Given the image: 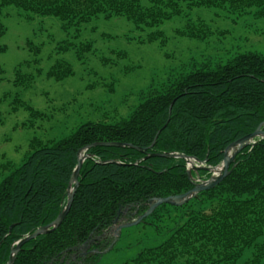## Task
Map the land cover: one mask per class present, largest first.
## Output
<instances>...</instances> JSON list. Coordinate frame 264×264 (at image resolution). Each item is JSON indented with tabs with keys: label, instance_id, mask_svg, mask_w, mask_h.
<instances>
[{
	"label": "trees",
	"instance_id": "16d2710c",
	"mask_svg": "<svg viewBox=\"0 0 264 264\" xmlns=\"http://www.w3.org/2000/svg\"><path fill=\"white\" fill-rule=\"evenodd\" d=\"M183 1L189 8L220 7L226 16L235 18L250 13L264 17V0H1L0 5L58 17L65 31H78L101 15L125 16L143 30L185 13ZM5 33L6 25L0 19V41ZM177 33L205 39L213 34V29L203 18H188ZM157 39L162 45L167 43L163 31H151L148 40ZM27 43L36 53L41 51L39 44L31 40ZM71 47L82 59L92 50L93 43L75 46L64 41L58 51ZM5 49L0 44V50ZM24 65L25 62L16 68L14 83L25 87L34 81L35 74L23 71ZM192 65L195 69L177 80L145 89L139 104L120 122H87L69 136L55 140L34 137L21 164H5V168H12L0 182V264H7L17 240L34 232L40 224L54 220L63 209L81 147L98 141L130 142L148 148V152L194 155L214 166L223 160L231 142L253 132L264 120V53L242 52L215 68L209 63ZM73 73L72 65L65 60L56 61L45 72L37 70V74L56 81ZM13 104L14 111L23 107L29 112L31 120L24 126L47 116L19 96ZM3 122L0 112V123ZM158 130L161 131L156 143L150 147ZM257 140L254 146L247 145L237 154L230 165L233 169L217 185L200 191L182 205L163 203L157 207L151 214L157 221L175 214L176 224L163 241L143 247L122 264H264V138ZM87 152L94 158L85 159L81 167L80 183L65 221L51 233L25 242L13 264H41L46 250L48 255L54 252L53 244H42L52 241L63 227L67 233L72 221L78 225V233H86V228L110 223L120 203L180 194L193 187L183 158L145 159L147 152L129 146L97 145ZM109 159L121 163H102ZM198 174L206 178L211 175L203 169ZM166 205L171 210L157 215ZM11 224L14 226L9 233ZM248 249L251 255L239 263Z\"/></svg>",
	"mask_w": 264,
	"mask_h": 264
},
{
	"label": "rangeland",
	"instance_id": "374dc122",
	"mask_svg": "<svg viewBox=\"0 0 264 264\" xmlns=\"http://www.w3.org/2000/svg\"><path fill=\"white\" fill-rule=\"evenodd\" d=\"M186 4L182 2L185 13L174 15L153 28H137L125 16L101 15L83 24L78 31H65L58 17L28 13L14 5H0V19L6 25L0 41L6 46L0 50V112L4 118L0 123V182L12 168H5V164H21L34 137L49 141L69 136L87 122L118 123L139 104L145 89L177 80L195 69L192 62L197 67L209 63L215 68L242 52L264 53V17L250 13L235 18L226 16L220 7L189 8ZM199 17L213 29L209 37L198 39L177 33L188 18ZM158 30L167 38L165 45L160 39L148 40L149 33ZM28 40L39 44L41 51L31 50ZM64 41L75 46L91 41L93 48L79 59L75 47L58 51ZM104 59L108 62L104 63ZM58 60L69 62L74 73L62 81L37 74L39 68L45 72ZM24 62L23 71L35 74L34 81L25 87L14 83L16 68ZM16 96L45 111L47 116L24 126L31 118L23 107L13 110ZM171 208L166 205L157 215ZM161 218L159 222L150 215L124 228L116 246L95 264H122L134 258L143 247L163 241L178 218L175 214ZM261 240L264 241V236ZM249 255L250 249L239 263Z\"/></svg>",
	"mask_w": 264,
	"mask_h": 264
},
{
	"label": "water",
	"instance_id": "95a60500",
	"mask_svg": "<svg viewBox=\"0 0 264 264\" xmlns=\"http://www.w3.org/2000/svg\"><path fill=\"white\" fill-rule=\"evenodd\" d=\"M176 99V98H175ZM175 99L171 102L169 111L171 112L173 104ZM167 124V123H166ZM165 124V125H166ZM264 120L258 125V127L253 131L248 134H245L244 136L236 139L235 141L231 142L224 151V158L223 160L218 164V165H201L203 163H206V160H200L198 157L194 155H187L185 153H180L176 151H164V152H148V148L140 147L137 145H134L133 143L130 142H117V141H98L94 142L88 145H85L81 147L78 150V161L76 166L74 167V170L72 172L71 178L69 180V184L67 187V194H68V200L67 204L64 208V210L58 214V216L51 221L48 225L40 226L38 227L34 232L30 234H26L24 237L20 238L17 240L12 248H11V253L9 255V259L7 264H13L16 255L21 249L22 245L27 242L28 240L37 237L40 234L47 233L55 229L65 218L66 214L71 208L72 201L74 198V195L76 193V190L79 186V175H80V170L81 167L87 158H94V155L91 153H88L87 150L92 147V146H97V145H108V146H129V147H134L137 148L138 150L147 152L145 155V159L148 157H153V156H163V157H176V158H183L186 160V162L189 165L188 168V175L190 178H193V180L196 178L194 177L192 171H196L198 175V170L203 169L211 172V175L209 178L194 182V186L189 189L186 192L180 193V194H175V195H169L165 197H152L149 199L148 202V208L143 212L139 217L136 219L126 222L118 227V233L121 235V230L126 227H130L133 225L138 224L139 222L145 220L146 217H148L150 214L154 212V210L161 204L163 203H168L171 205H182L185 202H187L190 198L198 194L202 190H206L209 188L214 187L217 185L224 177H226L233 168H230L231 163L234 162L236 159L237 154L247 145L254 146L257 143L258 138H264ZM161 130H158L153 142L151 143L150 147H153L156 143L157 137L159 135ZM107 162H117L121 163L117 159H109V160H103L102 163H107ZM200 163V164H196ZM139 162H135V164H138ZM234 167V166H233ZM197 179V178H196ZM14 224L10 225L9 228V233L12 231ZM2 241H0V246H1Z\"/></svg>",
	"mask_w": 264,
	"mask_h": 264
},
{
	"label": "flooded vegetation",
	"instance_id": "af4514ba",
	"mask_svg": "<svg viewBox=\"0 0 264 264\" xmlns=\"http://www.w3.org/2000/svg\"><path fill=\"white\" fill-rule=\"evenodd\" d=\"M201 178L204 179L206 177L201 174ZM193 182L197 181L194 179ZM67 200L68 194L66 195L63 209L58 212V214L64 210ZM148 202L149 198L145 201L120 203L118 208L115 210L110 223L101 227L97 226L95 229L86 228V233H78V225L73 221L70 222V224L67 225L69 228L67 233L64 231L63 227V229H59L57 231L52 241H45L42 244L43 246L53 244L54 252L48 255V251L46 250V252L42 254L44 257H42L40 263L95 264L103 257L104 254L107 253V251L113 249L122 237L124 228L121 230V235H119L118 227L139 217L147 209ZM65 218L55 229L62 225ZM50 222L51 221L42 223L40 226L48 225ZM52 231L45 234H49Z\"/></svg>",
	"mask_w": 264,
	"mask_h": 264
}]
</instances>
